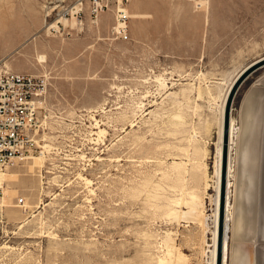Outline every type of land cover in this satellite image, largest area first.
<instances>
[{"label":"rangeland","instance_id":"374dc122","mask_svg":"<svg viewBox=\"0 0 264 264\" xmlns=\"http://www.w3.org/2000/svg\"><path fill=\"white\" fill-rule=\"evenodd\" d=\"M246 1L264 23V0ZM111 2L96 18L86 0H0V71L47 84L33 159L0 179V264H217L222 220L221 264H264V68L228 129L238 77L122 51L92 76L90 45L66 39L117 23L127 0Z\"/></svg>","mask_w":264,"mask_h":264},{"label":"crops","instance_id":"0c3cea01","mask_svg":"<svg viewBox=\"0 0 264 264\" xmlns=\"http://www.w3.org/2000/svg\"><path fill=\"white\" fill-rule=\"evenodd\" d=\"M125 6L128 40L112 37L116 23H84L87 31L66 39L90 45L92 76H107L118 51L129 62L144 54L176 76L237 78L264 61V23H254L246 0H127Z\"/></svg>","mask_w":264,"mask_h":264},{"label":"built area","instance_id":"2783aa9c","mask_svg":"<svg viewBox=\"0 0 264 264\" xmlns=\"http://www.w3.org/2000/svg\"><path fill=\"white\" fill-rule=\"evenodd\" d=\"M91 15L111 10V0H86ZM117 23L113 33L128 40L129 15L117 8ZM46 79L28 74L0 71V176L35 153L40 97L46 89Z\"/></svg>","mask_w":264,"mask_h":264},{"label":"water","instance_id":"95a60500","mask_svg":"<svg viewBox=\"0 0 264 264\" xmlns=\"http://www.w3.org/2000/svg\"><path fill=\"white\" fill-rule=\"evenodd\" d=\"M263 65H264V61H262L261 63H259L256 66H254L253 68L249 69L248 71H246V73H244L243 75H241L240 77L237 78V80L233 84L232 88L230 89L228 99H227L226 109H225V126H226V129H228V126H229L231 106H232V102L234 100V97H235L236 93L238 92V89L240 88L243 81L252 72L256 71L260 66H263ZM222 230H223V220H222V228H221V224H220V240H219V249H218V253L220 250V255L218 254L217 264H221V262H222L221 261V250H222V242H223V231Z\"/></svg>","mask_w":264,"mask_h":264},{"label":"bare ground","instance_id":"6f19581e","mask_svg":"<svg viewBox=\"0 0 264 264\" xmlns=\"http://www.w3.org/2000/svg\"><path fill=\"white\" fill-rule=\"evenodd\" d=\"M127 12V11H126ZM102 14H105V12L103 11V12H100L99 14H98V17H100V15H102ZM73 20V19H72ZM73 24L74 23H76L74 20L73 21H71ZM67 23V22H66ZM41 59H43V58H41ZM44 61V60H43ZM250 68V67H249ZM246 71V70H245ZM232 127V126H231ZM28 160L29 159H33V157H30V158H27ZM5 175H6V173H4V174H2L1 175V177H0V179L3 181V179H4V177H5ZM228 216V215H227ZM226 219L228 220V218L226 217ZM228 222H229V220H228ZM227 224V223H226ZM227 228V227H226ZM225 228V229H226ZM226 231V230H225ZM227 237V236H226ZM227 239V238H226ZM112 252V251H111ZM117 252V251H116ZM112 255V254H111ZM116 257V256H115ZM114 260V259H113ZM225 264V263H224Z\"/></svg>","mask_w":264,"mask_h":264}]
</instances>
